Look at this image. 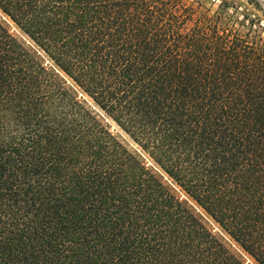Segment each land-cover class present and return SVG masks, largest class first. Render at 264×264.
Masks as SVG:
<instances>
[{"label":"trees","instance_id":"trees-1","mask_svg":"<svg viewBox=\"0 0 264 264\" xmlns=\"http://www.w3.org/2000/svg\"><path fill=\"white\" fill-rule=\"evenodd\" d=\"M0 12L30 44L0 24V264H244L189 203L264 264L258 16L189 0Z\"/></svg>","mask_w":264,"mask_h":264},{"label":"rangeland","instance_id":"rangeland-1","mask_svg":"<svg viewBox=\"0 0 264 264\" xmlns=\"http://www.w3.org/2000/svg\"><path fill=\"white\" fill-rule=\"evenodd\" d=\"M190 2H199L201 5L205 8V10H208L210 13L215 12L218 10V7L226 2L229 5V8L236 7L238 10L247 11L251 13V15L258 16L260 18V23L263 27L262 30V37L264 38V0H189ZM251 1V2H250ZM253 3V4H251ZM0 24L14 37L22 40L27 46H30V44L27 42L26 38L22 36V34L16 29V27L13 25V23L10 22L1 12H0ZM45 65H48L47 62H45ZM78 99L82 101H86L85 97L81 94H78ZM96 113L99 115L100 119L103 121V123L107 126L110 133L114 136H117L120 140H122L125 144H127L131 149L135 150V146H133L126 136L123 134V132L109 119H106L104 115H102L100 112L95 110ZM143 160L145 162V165L147 168H150L154 171H156L152 165V163L143 156ZM157 172V171H156ZM166 184L173 190L174 194L182 201H186V198L184 195L179 191L178 188L174 187L172 184H170L166 179H164ZM190 206L194 209L195 213L200 216L202 219V222L205 224L207 229L216 237H218L222 242L244 263V264H255V262L250 258L247 254L242 252L232 241H230L217 227L216 224H214L209 218H207L202 212H200L197 208H195L191 203H189ZM242 255H246L250 263H248L245 258Z\"/></svg>","mask_w":264,"mask_h":264},{"label":"built area","instance_id":"built-area-1","mask_svg":"<svg viewBox=\"0 0 264 264\" xmlns=\"http://www.w3.org/2000/svg\"><path fill=\"white\" fill-rule=\"evenodd\" d=\"M244 258H245V260L248 262V263H250V260H249V258L246 256V255H242ZM250 264H252V263H250Z\"/></svg>","mask_w":264,"mask_h":264}]
</instances>
